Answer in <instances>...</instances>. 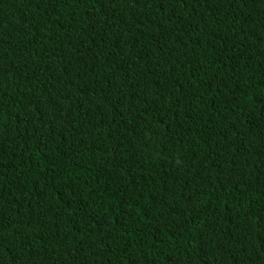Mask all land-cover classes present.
I'll return each mask as SVG.
<instances>
[{
	"label": "trees",
	"instance_id": "trees-1",
	"mask_svg": "<svg viewBox=\"0 0 264 264\" xmlns=\"http://www.w3.org/2000/svg\"><path fill=\"white\" fill-rule=\"evenodd\" d=\"M0 264H264V0H0Z\"/></svg>",
	"mask_w": 264,
	"mask_h": 264
}]
</instances>
